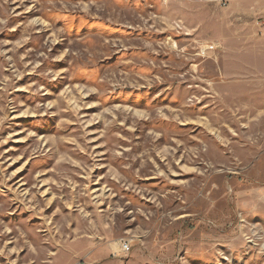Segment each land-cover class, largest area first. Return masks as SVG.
<instances>
[{
  "label": "rangeland",
  "instance_id": "1",
  "mask_svg": "<svg viewBox=\"0 0 264 264\" xmlns=\"http://www.w3.org/2000/svg\"><path fill=\"white\" fill-rule=\"evenodd\" d=\"M262 15L0 0V264H264Z\"/></svg>",
  "mask_w": 264,
  "mask_h": 264
},
{
  "label": "built area",
  "instance_id": "2",
  "mask_svg": "<svg viewBox=\"0 0 264 264\" xmlns=\"http://www.w3.org/2000/svg\"><path fill=\"white\" fill-rule=\"evenodd\" d=\"M260 1V0H257ZM264 21V15L260 16L259 18H257V22L261 23ZM216 47L215 45L209 44V45H205L203 47H201L200 49V53L203 56H206L207 54H209L210 52L215 51ZM121 251L123 253H128L131 250V243L128 240H123L121 242V247H120Z\"/></svg>",
  "mask_w": 264,
  "mask_h": 264
},
{
  "label": "crops",
  "instance_id": "3",
  "mask_svg": "<svg viewBox=\"0 0 264 264\" xmlns=\"http://www.w3.org/2000/svg\"><path fill=\"white\" fill-rule=\"evenodd\" d=\"M262 1H264V0H260V1H258V2L260 3V2H262ZM259 9H260V11L262 12L261 8H259Z\"/></svg>",
  "mask_w": 264,
  "mask_h": 264
}]
</instances>
